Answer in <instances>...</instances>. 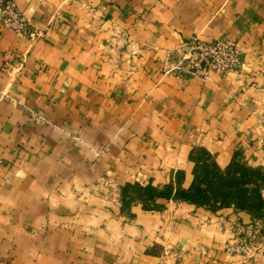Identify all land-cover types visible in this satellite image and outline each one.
<instances>
[{
    "label": "crops",
    "instance_id": "0c3cea01",
    "mask_svg": "<svg viewBox=\"0 0 264 264\" xmlns=\"http://www.w3.org/2000/svg\"><path fill=\"white\" fill-rule=\"evenodd\" d=\"M16 3L40 36L0 12V264H264L227 251L257 215L124 194L189 189L203 164L264 171V0ZM195 38L243 64L175 69Z\"/></svg>",
    "mask_w": 264,
    "mask_h": 264
},
{
    "label": "built area",
    "instance_id": "2783aa9c",
    "mask_svg": "<svg viewBox=\"0 0 264 264\" xmlns=\"http://www.w3.org/2000/svg\"><path fill=\"white\" fill-rule=\"evenodd\" d=\"M0 10L2 23L10 31L32 40L40 36L19 10L16 0H0ZM242 64L241 52L232 40L218 39L206 42L195 38L185 47L175 69L207 81L213 72L222 75L232 74ZM258 232V222L243 227L238 223L232 224L227 251L248 259L256 258V255L264 256V245L251 246V234Z\"/></svg>",
    "mask_w": 264,
    "mask_h": 264
},
{
    "label": "trees",
    "instance_id": "16d2710c",
    "mask_svg": "<svg viewBox=\"0 0 264 264\" xmlns=\"http://www.w3.org/2000/svg\"><path fill=\"white\" fill-rule=\"evenodd\" d=\"M264 171L246 167L234 162L225 171H221L215 163L203 164L196 172L195 180L189 189L178 188L174 192L172 186L159 189L152 186H127L124 194H138L146 207L153 205L156 198H170L174 195L182 201L211 207H231L249 211L257 216L264 213Z\"/></svg>",
    "mask_w": 264,
    "mask_h": 264
},
{
    "label": "rangeland",
    "instance_id": "374dc122",
    "mask_svg": "<svg viewBox=\"0 0 264 264\" xmlns=\"http://www.w3.org/2000/svg\"><path fill=\"white\" fill-rule=\"evenodd\" d=\"M255 220H257L255 222H258L259 232L257 234H251V246L253 247L264 245V214L262 216H257ZM245 236L247 237V233L245 234Z\"/></svg>",
    "mask_w": 264,
    "mask_h": 264
}]
</instances>
